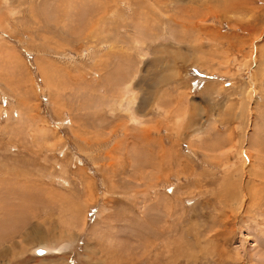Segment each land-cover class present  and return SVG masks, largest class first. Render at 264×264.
Here are the masks:
<instances>
[{
	"label": "rangeland",
	"instance_id": "1",
	"mask_svg": "<svg viewBox=\"0 0 264 264\" xmlns=\"http://www.w3.org/2000/svg\"><path fill=\"white\" fill-rule=\"evenodd\" d=\"M0 264H264V0H0Z\"/></svg>",
	"mask_w": 264,
	"mask_h": 264
},
{
	"label": "bare ground",
	"instance_id": "2",
	"mask_svg": "<svg viewBox=\"0 0 264 264\" xmlns=\"http://www.w3.org/2000/svg\"><path fill=\"white\" fill-rule=\"evenodd\" d=\"M64 249H65V245H62L60 247H56V246L55 247H48L44 243H40L38 248H37V251H40L39 254H42V255H43V253L48 254V252L61 254V252H63Z\"/></svg>",
	"mask_w": 264,
	"mask_h": 264
},
{
	"label": "water",
	"instance_id": "3",
	"mask_svg": "<svg viewBox=\"0 0 264 264\" xmlns=\"http://www.w3.org/2000/svg\"><path fill=\"white\" fill-rule=\"evenodd\" d=\"M38 253H40V251H38Z\"/></svg>",
	"mask_w": 264,
	"mask_h": 264
}]
</instances>
